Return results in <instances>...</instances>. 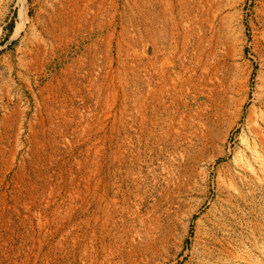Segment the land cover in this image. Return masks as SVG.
I'll use <instances>...</instances> for the list:
<instances>
[{
	"label": "rangeland",
	"instance_id": "374dc122",
	"mask_svg": "<svg viewBox=\"0 0 264 264\" xmlns=\"http://www.w3.org/2000/svg\"><path fill=\"white\" fill-rule=\"evenodd\" d=\"M0 264H264V0H0Z\"/></svg>",
	"mask_w": 264,
	"mask_h": 264
}]
</instances>
